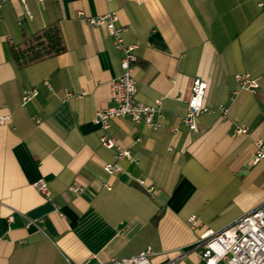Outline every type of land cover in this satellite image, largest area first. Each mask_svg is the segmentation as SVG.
Returning <instances> with one entry per match:
<instances>
[{"label": "crops", "instance_id": "crops-1", "mask_svg": "<svg viewBox=\"0 0 264 264\" xmlns=\"http://www.w3.org/2000/svg\"><path fill=\"white\" fill-rule=\"evenodd\" d=\"M108 12L137 46L136 100H162L157 130L124 118L107 131L94 123L96 110L111 106L122 55L104 27L79 13ZM53 25L64 52L19 66L10 49ZM238 73L258 79L256 93L238 91ZM196 78L207 82L205 106L228 107L248 136H235L218 113L200 116L197 132L183 125ZM25 90L37 95L23 104ZM7 115L0 264H102L148 247L153 264H199L200 236L264 204V158L253 163L255 141L264 140V0H9L0 8V117ZM103 135L138 162L120 161L107 174L115 150L101 145ZM40 180L47 197L34 188Z\"/></svg>", "mask_w": 264, "mask_h": 264}, {"label": "built area", "instance_id": "built-area-1", "mask_svg": "<svg viewBox=\"0 0 264 264\" xmlns=\"http://www.w3.org/2000/svg\"><path fill=\"white\" fill-rule=\"evenodd\" d=\"M9 0H0V8ZM24 3V0H19ZM41 1V0H38ZM262 7L263 4L259 3ZM80 20L91 26H101L107 31L112 38L116 51L121 53V69L122 74L111 80L109 83V100L111 106L104 109H98L95 112L94 123L103 131H107L111 121L117 118L128 119L134 124L143 123L151 130H157L162 127L164 111L162 108V100L156 99L152 104H144L138 102L135 98L136 85L134 79V71L136 68L137 57L135 51L136 45L126 44L124 34L126 27L119 22V16L116 12H108L107 14L97 17H85L79 13ZM235 83L238 91L245 90L256 93L260 87L258 79L252 78L248 73H238L234 75ZM207 90V82L196 78L193 80L190 88V96L186 101V112L181 117L183 125L191 132H197V120L204 114L218 113L220 116L230 121L235 136H248V129L239 125L236 120L229 118V108L217 104L213 107L205 106L204 98ZM234 92V95L238 92ZM37 95L36 90H25L23 92V104L29 102ZM66 97H72L68 92ZM81 95H79L80 97ZM234 96L231 97V100ZM10 122V117H0V125ZM101 145L106 149H114L113 164H105L103 170L112 175L120 170L118 162L127 161L129 163H137L139 157H134L128 150L117 146L115 141L103 135L100 137ZM256 152L253 163L259 162L264 158V140L255 141ZM143 184V182H140ZM34 188L43 196L49 195L47 183L40 180L34 184ZM74 195H79L82 191L77 185L71 186L69 189ZM194 222V218L190 219ZM199 244L201 251L198 255L199 264H264V204L255 208L251 212L245 214L235 223L221 230L220 232H206L200 236ZM152 250L148 247L139 254L129 257L112 258L108 262L102 264H153Z\"/></svg>", "mask_w": 264, "mask_h": 264}, {"label": "trees", "instance_id": "trees-1", "mask_svg": "<svg viewBox=\"0 0 264 264\" xmlns=\"http://www.w3.org/2000/svg\"><path fill=\"white\" fill-rule=\"evenodd\" d=\"M64 50L61 31L57 25H53L27 40L22 48L12 47L10 54L19 66H26L56 56Z\"/></svg>", "mask_w": 264, "mask_h": 264}]
</instances>
